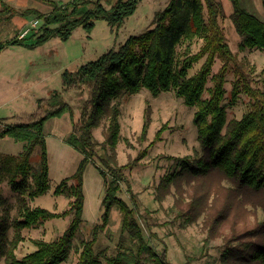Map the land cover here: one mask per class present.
Listing matches in <instances>:
<instances>
[{
  "label": "trees",
  "instance_id": "trees-1",
  "mask_svg": "<svg viewBox=\"0 0 264 264\" xmlns=\"http://www.w3.org/2000/svg\"><path fill=\"white\" fill-rule=\"evenodd\" d=\"M52 6L50 11L33 7L16 8L1 0L0 19H11L16 15L41 20L40 27L30 35L20 38L15 35L0 41V53L11 45L35 48L55 36L67 41L76 28L82 27L88 34L96 22L104 20L110 29L118 34L141 0H41ZM232 14L235 27L241 37L240 50H264V20L232 0ZM264 7V0H261ZM223 8L219 0H170L165 8L155 13L153 27L139 34L130 35L125 41L113 46L96 59L82 63L78 69L62 72L63 90H88L89 98L84 102L78 118L73 108L65 102L50 104L42 114L21 122H6L0 119V138H13L23 144L17 154L0 150V260L7 264H61L71 253L76 238L82 251L74 264H143L140 254L160 264H168L165 252L159 254L146 242L143 229L137 221V205L131 206L120 196L125 180L123 166H116V147L121 135V99L124 95L138 93L142 88L154 95L174 90L188 106L199 105L194 123L204 154L198 159L190 156L177 157L178 166L162 178L158 190L159 199L170 191L173 184L183 179L206 177L217 174L229 183L227 198L239 200L264 194V92L252 86L254 65L247 60L239 61L232 51L220 19ZM196 37L204 39L203 46L196 54L185 53L180 57L177 48L184 41ZM205 58L193 75L189 70L194 62ZM217 58L222 66L213 74ZM229 70L235 74L233 88L227 96L225 87ZM209 80L212 86L207 87ZM264 81V78H263ZM208 90L209 96L204 97ZM250 97V109L240 119L228 120V104H236L240 94ZM56 98L58 92L53 94ZM228 99L227 102L225 100ZM43 98L37 100V103ZM69 114L72 127L65 135V142L79 151L83 157L76 171L64 178L56 187L55 194L70 198L69 208L62 212L32 206L31 200L44 194L50 187V166L45 127L55 117ZM106 120L105 140L100 143L93 130ZM149 118L143 126L146 135ZM112 150V156L98 154V146ZM39 156L34 162V155ZM104 162L103 169L94 158ZM94 163L104 178L105 194L102 198L101 223H96L90 238L81 234L84 221L85 194L83 179L86 167ZM7 183L15 197L1 190ZM264 202V198H263ZM203 194L195 195L190 205L197 214L205 207ZM224 205L231 210L234 206ZM117 206L123 213V229L139 241L137 251L124 248L114 255L101 259L95 252V243L110 221L112 207ZM193 212V210H192ZM186 216L185 222L194 221L195 214ZM72 215L65 231L57 238L36 241L37 248L18 258L15 254L19 243L24 240L23 230L36 226L49 218ZM13 230V237L10 231ZM250 240L241 249L227 248V262L232 264H264V221L250 229ZM241 240L242 234H236ZM230 257H234L233 262Z\"/></svg>",
  "mask_w": 264,
  "mask_h": 264
},
{
  "label": "rangeland",
  "instance_id": "rangeland-1",
  "mask_svg": "<svg viewBox=\"0 0 264 264\" xmlns=\"http://www.w3.org/2000/svg\"><path fill=\"white\" fill-rule=\"evenodd\" d=\"M170 0H141L136 12L128 18L118 34L110 29L108 23L99 20L88 34L82 27L76 28L67 41L55 36L43 45L28 48L24 45H11L0 53V119L6 122L27 121L36 114H42L51 103L65 102L73 108L74 118H78L81 107L89 98L88 90H63L62 72L65 69L76 70L82 63L96 59L113 46L125 41L132 34H139L153 27L155 13L166 7ZM223 14L220 19L228 43L239 61L247 60L254 65L252 86L264 92V50H240L241 37L232 18L234 5L232 0H219ZM241 5L251 13L264 20V7L261 0H240ZM52 9V6L45 4ZM49 10V11H50ZM44 11V10H43ZM46 12V11H44ZM37 19L22 17L13 30L10 20L0 19V41L10 39L15 35L26 37L31 33L25 29L34 28ZM42 21L39 20L41 25ZM22 30V31H21ZM20 37V38H23ZM204 39L196 37L192 41H184L177 48L178 55L187 52L196 54L203 46ZM205 58L194 62L189 75L199 71ZM223 60L217 58L213 66V74L222 66ZM227 96L233 88L235 74L229 70L226 77ZM209 80L207 87L212 86ZM58 92V97L53 94ZM208 90L204 97H208ZM43 98L37 103V100ZM228 99L225 100L227 102ZM121 135L116 147V157L113 164L123 166L125 180L120 196L131 206L137 205V221L140 223L146 242L156 249L159 254L165 252L168 264H232L227 262V248L241 249L250 240V229H254L264 221V194L249 196L243 201L227 198L229 183L217 174L206 177L183 179L179 185L173 184L170 191L159 199L158 186L165 174L172 172L178 166L177 157L190 156L198 159L204 151L198 137V127L194 123L195 112L199 105L188 106L183 98L177 97L174 90L164 91L154 95L148 89L142 88L138 93L124 95L121 99ZM250 97L241 93L236 104H228V120L240 119L250 109ZM149 118L146 135L143 126ZM106 120L96 127L95 138L102 143L105 140ZM72 118L69 114L50 119L45 132L50 140L54 138L55 129L60 133L69 132ZM23 144L13 138H0V150L17 154ZM98 154L112 156L108 147L104 150L98 146ZM34 162L38 152L34 155ZM95 162L107 169L104 162L96 156ZM91 163V162H90ZM53 171L60 169V162L55 161ZM64 173L71 175L77 168L75 159L62 163ZM59 173H63L62 171ZM64 177H50V187L33 200L32 206H40L54 212H62L69 208L70 198L63 194H55V189ZM2 192L11 201L15 197L7 183L1 185ZM105 192V184H104ZM231 192V191H229ZM232 193V192H231ZM205 207L200 215L194 211L191 202L195 195H202ZM234 206L231 210L224 205ZM195 214L194 221L185 222L186 216ZM193 210V212H192ZM102 204L98 213L85 216L86 221L81 225V234L90 238L93 227L101 223ZM96 214V216H95ZM72 215L49 218L36 226L23 230L24 240L15 250L18 258L34 251L36 241H50L60 236L68 227ZM242 234L241 240L235 237ZM13 237V230L10 231ZM139 241L123 229V213L117 207H112L108 226L100 232L95 243V252L101 259L114 255L124 248L137 251ZM82 246L75 239L68 259L61 264H74L79 260ZM143 264H160L148 256L147 252L140 254ZM234 257H230L233 262ZM0 264H7L5 258Z\"/></svg>",
  "mask_w": 264,
  "mask_h": 264
},
{
  "label": "crops",
  "instance_id": "crops-1",
  "mask_svg": "<svg viewBox=\"0 0 264 264\" xmlns=\"http://www.w3.org/2000/svg\"><path fill=\"white\" fill-rule=\"evenodd\" d=\"M5 1L8 2L11 6H14L16 8L33 7L41 11L50 10V7L47 6L46 8L45 5L46 3L42 2L41 0H5ZM56 1L67 2L70 0H56ZM0 8H1V0H0ZM22 17L23 16L16 15L11 19H7L12 22L13 30L18 29L19 31V29H21L19 26H17V23H18V19ZM54 132H56V134H54V138H52V140H50L48 136H46L48 155H49L50 177L55 176V177L66 178L70 175L64 173L62 163L64 164V166H66L67 160L71 158V160L75 159V165L77 163V167H78V164L82 159L83 155L75 148H73L72 146H70L68 143L65 142L64 137L68 132L62 134L60 133V131H58V129H55ZM55 161L60 162V169L58 170L56 168V171L54 172L52 163ZM61 171L63 173H59ZM83 181H84L83 188L85 194L83 219L84 221H86L85 219L86 214L88 213L89 215H93L94 213H98L99 205L102 204V198L105 194L103 190L104 178L101 175L100 170L95 166V164L89 163L86 167Z\"/></svg>",
  "mask_w": 264,
  "mask_h": 264
},
{
  "label": "built area",
  "instance_id": "built-area-1",
  "mask_svg": "<svg viewBox=\"0 0 264 264\" xmlns=\"http://www.w3.org/2000/svg\"><path fill=\"white\" fill-rule=\"evenodd\" d=\"M33 26H34V28L35 27H37V28L40 27V24H39V20L38 19L35 22H33ZM33 30L34 29H31V28L30 29H25V31H24V33L22 35L26 34L27 31H29L31 33ZM20 37H23V36H21V32H20Z\"/></svg>",
  "mask_w": 264,
  "mask_h": 264
}]
</instances>
